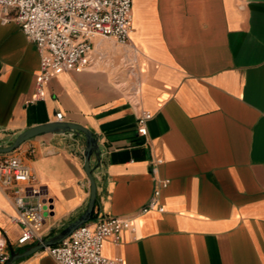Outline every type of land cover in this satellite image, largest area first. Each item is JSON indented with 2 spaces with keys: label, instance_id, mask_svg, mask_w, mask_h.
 <instances>
[{
  "label": "crops",
  "instance_id": "crops-1",
  "mask_svg": "<svg viewBox=\"0 0 264 264\" xmlns=\"http://www.w3.org/2000/svg\"><path fill=\"white\" fill-rule=\"evenodd\" d=\"M0 6V146L54 121L88 127L100 156L92 226H131L103 254L128 264H264V0H133L128 43L93 38L88 68L56 73L32 100L37 45ZM150 111L147 134L138 132ZM85 137L46 133L11 154L44 190L45 239L86 209ZM168 180L166 186L160 181ZM0 180V238L20 250L15 189ZM160 193L164 210L144 208ZM13 264H59L38 251Z\"/></svg>",
  "mask_w": 264,
  "mask_h": 264
},
{
  "label": "built area",
  "instance_id": "built-area-1",
  "mask_svg": "<svg viewBox=\"0 0 264 264\" xmlns=\"http://www.w3.org/2000/svg\"><path fill=\"white\" fill-rule=\"evenodd\" d=\"M5 10H14V19L27 37L33 41L41 55L40 71L36 79L32 100L45 97V85L56 74L75 68H88L94 61L93 38L113 37L128 43L133 30V0H0ZM150 111H142L138 118V132L147 134L146 122ZM0 180L5 185L25 183L15 189L18 214L13 217L22 227L17 245L22 250L45 239L43 229L46 218L44 190L35 183L29 165L19 156L0 154ZM168 180L160 181L166 186ZM144 208L163 211L156 197ZM131 226L129 219L110 216L76 228L55 245L43 249L59 264H128L122 257L103 254L105 240L112 238L121 243L122 232ZM11 257L5 237L0 238V264Z\"/></svg>",
  "mask_w": 264,
  "mask_h": 264
},
{
  "label": "water",
  "instance_id": "water-1",
  "mask_svg": "<svg viewBox=\"0 0 264 264\" xmlns=\"http://www.w3.org/2000/svg\"><path fill=\"white\" fill-rule=\"evenodd\" d=\"M46 133H75L82 134L85 137L86 148L84 151V169L90 181V197L88 205L85 211L77 219L71 221L56 235L48 239H44L43 241H39L32 245L26 246L22 250L11 249V257L6 264H13L18 259L30 256L38 251L43 250L47 246L58 244L64 238L70 235L76 228L89 223L93 218L95 205L97 202V182L93 174L91 158L94 154L99 157L101 150L99 147L97 136L88 127L68 121H54L44 123L42 125L28 128L25 131L19 133L10 145L0 146V154L12 153L27 140Z\"/></svg>",
  "mask_w": 264,
  "mask_h": 264
}]
</instances>
